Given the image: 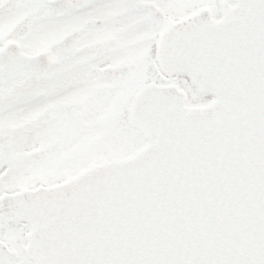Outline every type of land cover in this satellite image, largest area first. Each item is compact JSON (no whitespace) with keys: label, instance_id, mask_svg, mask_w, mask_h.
<instances>
[{"label":"snow or ice","instance_id":"obj_1","mask_svg":"<svg viewBox=\"0 0 264 264\" xmlns=\"http://www.w3.org/2000/svg\"><path fill=\"white\" fill-rule=\"evenodd\" d=\"M0 264H264V0H0Z\"/></svg>","mask_w":264,"mask_h":264}]
</instances>
